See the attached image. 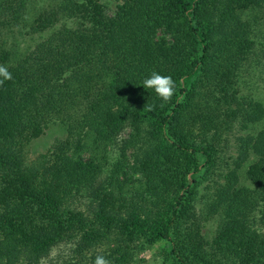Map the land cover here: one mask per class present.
Returning a JSON list of instances; mask_svg holds the SVG:
<instances>
[{"label": "trees", "instance_id": "trees-1", "mask_svg": "<svg viewBox=\"0 0 264 264\" xmlns=\"http://www.w3.org/2000/svg\"><path fill=\"white\" fill-rule=\"evenodd\" d=\"M258 1L121 0L111 16L97 0H62L40 10L31 21V30L46 33L60 16H68L70 26L54 30L33 51L21 52L15 43L11 47L2 43L0 65L13 77L0 86V168L12 172L2 194L10 190L12 197L27 200L52 226L50 233H38L32 222L0 217V248L7 245L5 264H40L51 246L73 240L77 232H84L85 240L97 245L117 234L128 240L145 237L150 244L163 243L173 264H211L204 255L200 225L186 206L201 173L217 155L219 143L215 139L224 124L236 116L246 124L262 116L258 104L249 102L246 108L236 95L238 71L252 54L255 40L248 23L235 11ZM26 3L19 0L17 14ZM158 31L169 40L157 38ZM152 71L178 82L170 103L161 106L156 94L142 86ZM202 74L210 87L204 95L194 89ZM146 104L152 105V110ZM114 117L147 124L158 140L157 152L170 150L192 160L201 159L193 162L189 177L180 183L178 196L156 223V219L141 221L134 214L124 220L118 212H110L105 215L107 221L95 229V225L80 220L77 212L60 209L56 186L64 172H70L71 161L64 146L55 167L40 162L42 170L30 174L24 166V145L43 135L51 124L97 133ZM250 151L257 157L248 165L247 179L261 194L264 130L240 139L238 167ZM240 188L242 195L251 194ZM5 203L0 195V207L5 208ZM89 233L95 238L87 237ZM250 235L245 226L233 227L227 221L210 245H225L224 258L231 264H264V240H252ZM19 250L25 257L12 263V255ZM63 264L77 263L68 260Z\"/></svg>", "mask_w": 264, "mask_h": 264}, {"label": "rangeland", "instance_id": "rangeland-1", "mask_svg": "<svg viewBox=\"0 0 264 264\" xmlns=\"http://www.w3.org/2000/svg\"><path fill=\"white\" fill-rule=\"evenodd\" d=\"M60 1L26 0V6L17 14L19 0H0V47H3L2 43H6V47L15 43L21 52L33 51L54 30L63 25L70 26L68 16L66 19L60 16L55 27L46 33L31 30V21L39 11ZM97 1L111 16L121 3V0ZM235 12L241 21L248 23L251 37L255 40L252 54L238 71L237 100L244 102L246 108L249 102L258 104L262 116L256 122L247 124L236 116L224 124L221 135L215 139L219 143L217 155L212 164L206 166L208 169L201 173L188 197L186 209L200 225V235L205 241L204 255L211 264L232 262L224 258L223 252L227 251L225 245L215 248L210 245L227 221L233 227L245 226L252 240H264V192L260 190V194L259 188L247 179L246 174L248 165L257 156L250 151L243 164L237 166L240 161V139L254 137L264 130V1ZM157 38L169 40V36L161 31H158ZM195 82L194 89L198 94L204 95V91L210 88L206 86L208 82L204 74ZM150 130L147 124L138 125L130 118L117 117L105 122L97 133L51 124L43 135L24 145V166L30 174L34 170L41 171V163L46 167H55L60 158L59 149L64 146L71 161L70 172H64L56 186L60 209L77 212L80 220L95 225V229L107 221L105 215L110 212H118L124 220L134 214L141 221L156 219V223L178 196L180 183L189 177L193 162L199 163L201 159L192 160L187 154L170 150L157 152L158 140L150 134ZM10 173L8 168H0V195H4L6 202L2 205L5 208L0 207V217L13 216L14 219L32 222L37 226L38 233L42 230L50 233L51 223L34 212L33 204L12 197L10 190L2 194L11 178ZM239 188L253 195H242ZM82 234L77 232L73 240L51 246L40 264H63L68 260H75L77 264H93L97 255H104L112 264H173L168 261L161 242L150 244L145 237L128 240L125 235L117 234L97 245L85 240ZM2 236L0 231V240H3ZM87 237H92V234L89 233ZM230 240L234 242L236 239ZM6 246L1 245L0 264L6 263L7 254L3 255ZM24 257L22 250H19L12 255L11 261L21 262Z\"/></svg>", "mask_w": 264, "mask_h": 264}, {"label": "clouds", "instance_id": "clouds-1", "mask_svg": "<svg viewBox=\"0 0 264 264\" xmlns=\"http://www.w3.org/2000/svg\"><path fill=\"white\" fill-rule=\"evenodd\" d=\"M12 73L4 65H0V86L6 81L12 80ZM142 86L146 90H151L161 101V106L170 103L173 97L176 95L178 82L173 80L170 75H163L157 71H152L151 74L142 81ZM180 97L177 98V102L180 101ZM149 110H152L153 106L146 104ZM93 264H112V261L107 259L104 255H97Z\"/></svg>", "mask_w": 264, "mask_h": 264}]
</instances>
